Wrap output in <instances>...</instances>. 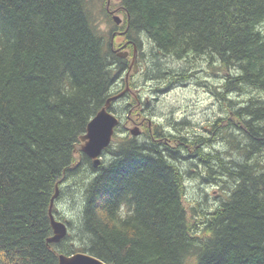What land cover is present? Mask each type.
Masks as SVG:
<instances>
[{"label": "trees", "instance_id": "trees-1", "mask_svg": "<svg viewBox=\"0 0 264 264\" xmlns=\"http://www.w3.org/2000/svg\"><path fill=\"white\" fill-rule=\"evenodd\" d=\"M118 31L139 51L150 91L194 75L198 57L221 73L211 87L221 149L200 153L199 137L171 122L119 137V122L92 166L80 137L129 67ZM186 159L221 184L215 206L184 207ZM57 183L56 200L81 207L52 252ZM74 252L106 264H264V0H0V264H57Z\"/></svg>", "mask_w": 264, "mask_h": 264}, {"label": "rangeland", "instance_id": "rangeland-1", "mask_svg": "<svg viewBox=\"0 0 264 264\" xmlns=\"http://www.w3.org/2000/svg\"><path fill=\"white\" fill-rule=\"evenodd\" d=\"M114 48L117 52L125 51L119 47L118 42H116ZM132 52L133 49L131 48L126 56L129 68L122 75L113 95L122 94L115 100V105L119 107L125 103H129L131 106L135 100L136 106H131V108L121 113L120 117L117 116L121 120V124L120 130L116 134L119 137L133 136L130 130L137 127L140 133L134 137H138L146 131L152 133V130L158 124L166 128L169 126L168 122H171V125L176 126V128H183L190 138L193 135L199 137L201 142L194 148L199 150L200 153L210 152L216 148L221 149L224 142L214 139L215 133L212 134L211 132L212 121L222 114L220 103L211 92L213 85L218 89L221 76V73L215 69L214 65L211 66L204 58L198 57V60H193L195 62L190 67L191 73L194 75L177 81L161 91H150V84L143 81L142 78L143 63L140 58L135 60ZM138 53L139 51L137 55ZM156 60L158 67H168L165 65L170 61L169 56H161L156 58ZM188 63L190 64V62ZM173 64L178 65L180 62ZM142 100L149 103L144 110L142 109L143 104H139ZM205 138L209 139V141L203 144ZM210 139L214 140L210 141ZM113 140L114 138L112 137L110 143ZM192 149L191 147L190 150ZM222 154L227 158L235 157V155L232 157L227 156L224 152ZM103 155L104 151L101 154L102 160L105 159ZM178 163L180 164V162ZM181 167L185 170L182 199L184 207L188 209L190 206H198L203 209L213 207L222 200L221 197L224 195V190L220 188L219 185L221 184L211 178L205 180L204 173L202 175L203 178L196 173L203 170L201 165H196V162L186 159L182 160ZM79 207H81V204L77 197L74 201L59 198L55 202L57 213L62 218L60 220H66L68 223L71 220L73 225L78 223L77 212Z\"/></svg>", "mask_w": 264, "mask_h": 264}, {"label": "water", "instance_id": "water-1", "mask_svg": "<svg viewBox=\"0 0 264 264\" xmlns=\"http://www.w3.org/2000/svg\"><path fill=\"white\" fill-rule=\"evenodd\" d=\"M113 19L116 24H119L120 17L118 15H114ZM118 55L124 58L127 56V52H118ZM121 95L122 94H115L106 100L104 106L88 122L85 134L80 137L82 141L81 152L91 160L94 168L100 164L101 154L109 146L115 129L119 124V118L115 113L110 111V107L112 101H115ZM130 133L133 136H137L140 132L138 128L135 127L130 130ZM57 195L58 183L55 184V191L50 199L48 208L52 234L47 238L46 242L48 248L52 252H55L52 244L59 243L68 232V222L66 220L61 221L56 219L52 212L54 199ZM57 257V264H106L104 261L86 252H74L70 255L58 253Z\"/></svg>", "mask_w": 264, "mask_h": 264}, {"label": "flooded vegetation", "instance_id": "flooded-vegetation-1", "mask_svg": "<svg viewBox=\"0 0 264 264\" xmlns=\"http://www.w3.org/2000/svg\"><path fill=\"white\" fill-rule=\"evenodd\" d=\"M115 15V14H114ZM113 15V16H114ZM116 15H118L119 17H120V22H119V24L120 23H122V20H123V18H122V15H119V14H116ZM114 20V19H113ZM118 24V25H119ZM115 38H117V42H118V44H119V47L121 48V49H124L126 52H127V55L129 54V51H130V47L133 49V52H132V55H133V58L136 60H138V55H137V51H136V46L135 45H129L128 44V41L126 42V41H124V36H123V34H122V32H120V31H118V35H116V37ZM138 62V61H137ZM129 68V67H128ZM127 68V69H128Z\"/></svg>", "mask_w": 264, "mask_h": 264}, {"label": "bare ground", "instance_id": "bare-ground-1", "mask_svg": "<svg viewBox=\"0 0 264 264\" xmlns=\"http://www.w3.org/2000/svg\"><path fill=\"white\" fill-rule=\"evenodd\" d=\"M153 53V52H152ZM181 55V54H180ZM57 197V196H56ZM55 200H56V198L54 199V202H55ZM53 205H54V203H53ZM55 217V216H54ZM56 218V217H55ZM57 219V218H56ZM83 223V222H82Z\"/></svg>", "mask_w": 264, "mask_h": 264}]
</instances>
